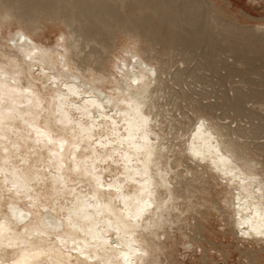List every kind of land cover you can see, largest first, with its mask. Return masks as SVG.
Returning a JSON list of instances; mask_svg holds the SVG:
<instances>
[{"label":"bare ground","instance_id":"6f19581e","mask_svg":"<svg viewBox=\"0 0 264 264\" xmlns=\"http://www.w3.org/2000/svg\"><path fill=\"white\" fill-rule=\"evenodd\" d=\"M210 5L202 0H0L2 19H15L29 30L16 38L27 66L14 63L26 83L18 84L22 76L0 59V264H147V255L160 241L158 230L171 225L178 217L172 215L175 211L191 213L187 227L195 241H203L194 212L208 204L197 194L208 192L205 179L212 165L222 174L231 173L226 184L221 181L223 200L235 206L231 217L241 237L262 244L248 247L252 263L264 264L257 261L264 253L261 126L253 123L247 133L252 140L240 141L228 124L212 120L214 103H199L195 113L201 119L207 114L212 127L201 131L192 126L183 143L172 148L168 134L173 129L167 131L152 95L165 87L163 74H171L175 82L189 73L187 67L170 71L165 63L154 66V58L161 61L155 46L195 54L208 33L204 12ZM211 14L212 26L219 19ZM48 21L68 27L65 53L44 51L33 39ZM218 28L224 32L211 36V44L206 39L207 44L214 50L223 43L226 54L243 58L245 49L229 40V27ZM116 31L141 37L146 48L133 66L126 60L120 64L117 75L123 83L117 94H108L93 83L107 76L106 54ZM247 89L238 87L235 101L228 97V106L238 114L247 111L250 97L264 93L254 86ZM180 122L175 127L184 135L187 124ZM229 137L243 146V155L225 151Z\"/></svg>","mask_w":264,"mask_h":264},{"label":"rangeland","instance_id":"374dc122","mask_svg":"<svg viewBox=\"0 0 264 264\" xmlns=\"http://www.w3.org/2000/svg\"><path fill=\"white\" fill-rule=\"evenodd\" d=\"M202 1L205 3H211L210 6L212 7V9L209 8L208 13L204 12V23L205 27L208 30V33L203 34L206 37L197 48L195 54L191 55L189 52H185L180 47L176 50H170L168 48L164 49L163 46L158 43L155 46L158 51L157 56L160 57L159 59H161V61H158V59L156 60L154 58V66L165 63L167 64V67L170 68V71H175L180 66V68L187 67L189 70V73L184 74V77L180 81L175 82L172 79L171 74L168 75V78H170L171 80L167 78V74H163V78L166 77V81L163 84V87H165L162 89L161 84V89H159L155 93H152L154 101L158 103V109H161L160 112L162 113L163 120L164 122L166 121L164 125L166 126L167 131L169 129H173L172 133L168 134V144L171 145L172 148L178 147L179 144H182L183 140L187 138V135L191 133L194 127L191 128L192 120L187 117L192 118V116L194 115L198 116V114L195 113V107H197L199 103H214L215 105L211 108V111L213 113L211 115L212 120L231 125L232 127L230 129H234L233 131H235V133H233V137L238 138L240 141L244 142L252 140V138L248 137L249 135L247 133L249 132V129H251L255 125H260L261 130L264 132V93H262L260 96V92H258L259 94L256 93L255 95H253L256 98L250 97L245 104L247 111L243 114L236 113L233 109H231V107L228 106V97H233V100L235 101V91L240 86L244 90H248L247 88H249L250 86H254L257 87L259 91H264V42H262V37L264 36L260 35L264 33V0ZM212 12H214V15L217 17V19H219V21L217 23H212L211 26L209 24L211 23L210 17H212ZM14 20L15 19L8 22L6 20H3L0 16V59L9 62V66L11 65L10 68L8 67L9 71L12 70L11 72L15 75L20 77L22 76V80L17 81V83L22 86V83H26V80H24L25 74L18 72L19 69L16 65H14V63H21L20 65L23 66V68H26L27 64L22 58V53H20L21 51L17 45L19 41L17 42L16 38L18 37V34L28 35L29 30L24 24L17 22V20ZM43 26L44 28L42 32H39L35 35L36 37L34 36L33 38L36 43L40 47H42L43 50L45 49L44 51L58 50L61 53H65L63 39L65 41V37L69 30L68 27L60 21H48ZM220 26H228V29L231 32L235 29L234 33L229 32V40L230 38H232L235 43L239 41L237 44L240 43L243 46L242 47L241 45L236 44L237 47L242 48V50L245 49V51H243L242 53L245 54L243 58H238V56L232 55L231 53L226 54L224 51L225 45H222L223 43L217 45L214 50L210 46V37L218 35V32L219 34L221 32H224V30L218 28ZM237 30H239L240 33ZM116 32L117 34L115 35V38L113 40V50L112 48H109L107 51L108 54H106L108 60V62L106 61V64L110 73L108 71L107 76L104 77V79L102 78L94 83L92 82L93 78L90 79L92 77L91 73L87 74L90 78L85 79L84 75H82L83 77L81 76L83 80L89 83H93L97 87V89L105 91L108 94H117V85L123 83L121 77L119 78V76L117 75L120 69V64L128 61L130 63L129 65L131 66L135 62V60H137L136 56H141V58L143 57V47L146 46L145 40H143L141 37L131 38L126 34L121 33L120 35V32ZM206 39L210 44H207L208 41ZM248 42L249 45L247 44ZM251 43L253 45H251ZM208 46H210L212 49ZM217 48H220L221 50ZM215 50H218L219 52ZM211 51H214V53L216 52L217 55H213L211 57L209 55ZM217 52L219 54L221 53L220 55H222L223 52L224 53L221 57ZM7 58H10V60L8 61ZM211 58L214 59V62L211 61ZM168 64L170 67L168 66ZM59 68H61V64ZM192 68L193 70L191 71L190 69ZM232 68L234 69V71ZM236 69L237 71H235ZM114 72L116 73V75L113 74ZM74 73L77 74L76 71H74ZM191 73L193 75L195 74V78L198 79H193L194 77ZM68 74L71 75V73ZM94 76L98 75L95 74ZM243 77H245L246 79ZM167 81L168 84L166 83ZM252 83H255V85H252ZM174 89L176 92L174 91ZM170 94L172 95L170 96ZM177 97L180 100L177 99ZM173 102L175 105L173 104ZM182 108H184V110ZM214 108L215 110L213 112ZM179 111L181 112V114L179 113ZM214 113L216 116L214 115ZM221 117L224 118L221 119ZM181 120H187V125H185V130H187L184 134L186 137L184 135H181V131H177L178 129L175 127L180 126ZM253 123H255V125ZM189 129L191 130L189 131ZM259 141L264 142V137H261ZM183 168V166L178 167V169ZM210 184L211 190H209L208 185H206V187H208V192H204L205 194H197V198L200 201H202L201 198L203 195L204 199L208 203L206 204L207 206L203 205L200 207L201 213L194 212V215H198V217H196L199 220L200 224L202 223L201 227L204 233L203 241L205 242H203L202 240L195 241V239L192 238V234L187 227L189 226L188 222L193 221V216L191 215V213L185 212L184 214L180 215L178 211H175L172 213V215L176 214L178 217H174L172 219V226L168 223L165 225L166 227L162 228L163 231L162 229L158 230L159 235L161 233L163 235L161 234V237H158L160 240L159 243L158 239H155V242L158 243V247H153V250L151 249V254L147 255V264H253L250 255L246 253L248 247L255 249L262 246V244L256 245L254 243H250L246 237H241V233H238V229H236L234 223L235 221L231 217V215H229L225 219L224 213L221 211V209H218V206H220L221 208V204L217 203V201L221 200L222 197L224 199V196L222 195L223 186L221 185V181L212 178ZM217 185L221 186L219 190L217 189ZM211 192L213 193L211 194ZM205 195H207L208 198ZM213 199L215 200V202L211 203ZM224 200L223 203L226 204ZM200 214L203 216H201ZM199 217L201 219H199ZM176 218H178V220ZM218 223L220 224L219 228L217 227ZM257 261L264 262V253H262Z\"/></svg>","mask_w":264,"mask_h":264},{"label":"snow or ice","instance_id":"6c2138e0","mask_svg":"<svg viewBox=\"0 0 264 264\" xmlns=\"http://www.w3.org/2000/svg\"><path fill=\"white\" fill-rule=\"evenodd\" d=\"M110 67V66H109ZM131 84H138L140 83V81L137 80H132L130 81ZM187 115V114H186ZM205 118L201 119L198 116H192V126L196 127L197 125L199 126V129L201 131L208 129L210 127H212L213 125V121H211L209 118H207V114H204ZM184 123H187V121L185 120ZM227 127L231 128V125H228ZM217 132V136L221 137V139L223 140L224 138V133L222 132V130L220 128L215 129ZM262 137H264V132L261 133ZM183 139V138H182ZM242 145L239 144V141H233L231 139V137H229L227 139V141L224 143V149L226 152L229 153V155H231L233 152H238L240 153V155H243V153L240 151L242 149ZM196 155H199L198 153ZM208 178L205 179L203 174H198L197 177L193 178L191 177V175L189 174V177L192 179H205V183L208 184L209 189L211 190V184L209 183V181L212 179V177H215L217 180L222 181L224 184H226L227 181V177L231 175V173H221L220 170L218 168L215 167V165H212V167L208 168ZM220 185H217V189H220ZM262 199H264V196H262ZM217 203L221 204V211L224 213V217L225 219L229 216V215H233L234 213L230 211V208L235 207L234 205L231 204H224L223 203V198L219 201H217ZM217 227H220V224H217ZM256 235H262L261 233H256ZM262 239H264V235H262Z\"/></svg>","mask_w":264,"mask_h":264}]
</instances>
